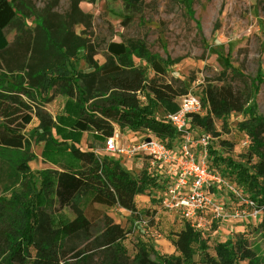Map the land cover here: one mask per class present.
<instances>
[{"label":"rangeland","instance_id":"1","mask_svg":"<svg viewBox=\"0 0 264 264\" xmlns=\"http://www.w3.org/2000/svg\"><path fill=\"white\" fill-rule=\"evenodd\" d=\"M11 2L17 16L4 29L8 44L0 51V87L6 84L27 87L26 96L15 93L14 97L25 101L32 110L43 107L52 117L62 112L67 100V96L61 93V82L50 85L56 79L52 70L59 66L72 67L74 72L84 75L78 85L85 84L89 89L96 90L100 77L95 72V66L110 60L107 46L112 41L129 46L135 65L145 67L149 77L153 76V71L143 58L136 56L137 53L170 60L171 64L162 79L199 97H204L210 86L230 85L240 92H248L252 80L259 77L261 83H258L250 102L254 106L256 121L244 113L234 112L218 119L207 104L203 106L202 114V117L211 120L209 130L202 128L209 135L210 148L225 159L214 164L209 157L210 168L251 194L246 186L227 173V161L251 166L257 160L253 153L251 161L248 160L253 138L264 146V0ZM61 55L68 59H63ZM164 114L162 109H158L160 118L163 119ZM244 123L251 125V129H242ZM38 125L39 120L34 116L25 133L29 136ZM114 129L121 132L122 143H134L140 134L146 133L121 129L118 125ZM96 140L102 141L90 131L82 134L78 144L85 150ZM96 145L101 148L96 151L99 158L117 160L133 176H139L144 171L154 178L155 170L144 158L108 155L102 149V143ZM43 147L44 141L31 138L27 150L31 158L17 167L20 173L31 175L56 168L43 159ZM92 154V151L86 150L87 162L98 158ZM19 159L16 151L0 148V196H9L2 191L10 183L7 178L10 166H15ZM257 183V190L264 192V177L257 178ZM34 186L35 189L40 186L38 176L34 179ZM160 190L161 184L157 182V187L153 186L136 197V206L141 212L138 217L118 207H101L106 223L131 228L122 243L130 256L135 252L137 241L142 240L154 245L160 254L178 256L185 264H202L197 244H193L197 253L191 256L194 263L187 262L185 252L186 237L194 231H201V237L207 241L212 255H215L217 242L229 240L235 243L240 238L246 239L248 248L264 261V230L260 225L264 210L257 222L214 223L197 230L192 221L170 213L158 204L155 194H159ZM15 191L20 192L21 187L18 186ZM84 244L83 233L66 237L64 248L67 258L60 264H101L104 259L101 248L89 252L86 263L79 260L76 253L84 249Z\"/></svg>","mask_w":264,"mask_h":264},{"label":"trees","instance_id":"2","mask_svg":"<svg viewBox=\"0 0 264 264\" xmlns=\"http://www.w3.org/2000/svg\"><path fill=\"white\" fill-rule=\"evenodd\" d=\"M16 16L11 0H0V51L8 44L4 29ZM107 50L110 60L95 66L100 77L96 90L85 84L78 85L84 75L74 72L72 67L59 66L52 70L56 79L50 85L61 82V93L67 96L62 112L55 118L40 106L32 110L25 101L14 97L15 93L26 96L27 87L1 85L0 148L16 151L20 159L15 166H10L7 175L10 183L2 191L9 196H0V264H60L67 258L66 237L78 233L85 236L84 249L76 253L83 263L89 252L101 248L104 252L101 264H185L180 257L160 254L154 245L142 240L137 241L135 252L130 256L122 243L131 228L106 223L103 211L95 206L118 207L138 217L141 212L136 206V196L157 187V181L144 171L133 176L114 159H96L88 164L78 144L82 134L96 132L106 139L112 135L114 125H118L133 132L150 131L171 143L176 131L157 115V111H176V99L186 93L162 79L170 60L137 53L136 56L143 58L153 71V76L149 77L145 67L135 65L132 51L124 42L112 41ZM258 83H261L259 77L252 80L248 92H240L230 85L210 86L202 97L203 106L207 104L218 119L234 112L244 113L256 121L250 102ZM142 92L144 100L139 96ZM33 116L39 120V125L26 137L24 130ZM192 123L206 130L211 127V120L199 115L193 116ZM241 128L249 130L251 125L244 123ZM31 138L44 141L42 157L54 164L55 169L31 175L20 173L17 167L31 158L27 151ZM209 151L214 164L225 160L215 149ZM250 151L249 162L252 153L257 157L253 165L233 163L228 159L227 173L264 204V192L257 190V178L264 177V146L253 138ZM37 176L40 186L35 189ZM18 186L20 192L15 191ZM260 225L264 230V219ZM201 235V231H194L186 237L185 252L189 263H194L191 256L197 253L193 246L197 244L202 264H243L244 261L264 264L248 248L246 239L239 238L235 243L219 241L212 255Z\"/></svg>","mask_w":264,"mask_h":264},{"label":"built area","instance_id":"3","mask_svg":"<svg viewBox=\"0 0 264 264\" xmlns=\"http://www.w3.org/2000/svg\"><path fill=\"white\" fill-rule=\"evenodd\" d=\"M139 96L144 100L143 92ZM176 102L177 110L165 112L163 116L176 131L171 143L150 131L140 134L134 143H122L121 132L114 130L104 140L105 153L144 158L155 170L153 177L161 184L160 193L155 194L158 204L192 221L197 230L214 223L259 221L264 204H259L246 189L232 184L209 166V135L192 123L194 115L203 114L202 97L187 92Z\"/></svg>","mask_w":264,"mask_h":264},{"label":"crops","instance_id":"4","mask_svg":"<svg viewBox=\"0 0 264 264\" xmlns=\"http://www.w3.org/2000/svg\"><path fill=\"white\" fill-rule=\"evenodd\" d=\"M178 99V98H177ZM177 99H176V101H177ZM41 107V106H40ZM41 108H43V107H41ZM33 118H34V116H33ZM53 118H55V117H53ZM32 121H33V119H32ZM32 121H31V123H32ZM30 123V124H31ZM29 125V124H28ZM27 125V126H28ZM27 126H26V128H25V130H24V134H25V136L26 137H28V135L25 133L26 132V130H27ZM117 126V125H116ZM114 127H115V125H114ZM115 130V129H114ZM87 133V131L86 132H84L83 134H86ZM94 133V135L96 136V137H99V135L100 134H98V133H96V132H93ZM84 137V136H83ZM100 139H102V141H95V143H93V145H89L88 146V148H86L85 150L83 149V151H84V160H85V155H86V150H89V151H92L93 152V154L92 155H95V156H97L98 158H99V156L97 155V153H96V151H98V150H100L101 148L98 146V145H96V143H98V142H100V143H102L103 144V147H102V149L104 150V140L105 139H103V138H101V137H99ZM81 143H82V141H81ZM96 157V158H97ZM140 158V157H139ZM86 161V160H85ZM87 162V161H86ZM90 162V163H89ZM88 164H92L93 162H91V160H88V162H87ZM142 163V162H141ZM137 197V196H136ZM136 199V198H135ZM97 208H99V209H101V207L103 206V205H100V204H96L95 205ZM102 210V209H101Z\"/></svg>","mask_w":264,"mask_h":264},{"label":"water","instance_id":"5","mask_svg":"<svg viewBox=\"0 0 264 264\" xmlns=\"http://www.w3.org/2000/svg\"><path fill=\"white\" fill-rule=\"evenodd\" d=\"M146 141H149V138H148V139H146Z\"/></svg>","mask_w":264,"mask_h":264}]
</instances>
